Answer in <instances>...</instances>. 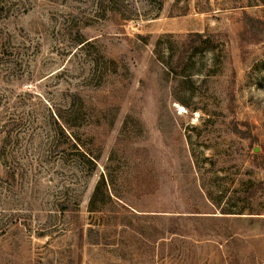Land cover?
I'll return each instance as SVG.
<instances>
[{
  "label": "rangeland",
  "instance_id": "1",
  "mask_svg": "<svg viewBox=\"0 0 264 264\" xmlns=\"http://www.w3.org/2000/svg\"><path fill=\"white\" fill-rule=\"evenodd\" d=\"M0 264H264V0H0Z\"/></svg>",
  "mask_w": 264,
  "mask_h": 264
},
{
  "label": "trees",
  "instance_id": "2",
  "mask_svg": "<svg viewBox=\"0 0 264 264\" xmlns=\"http://www.w3.org/2000/svg\"><path fill=\"white\" fill-rule=\"evenodd\" d=\"M82 42V41H81ZM228 213H241V212H228Z\"/></svg>",
  "mask_w": 264,
  "mask_h": 264
}]
</instances>
